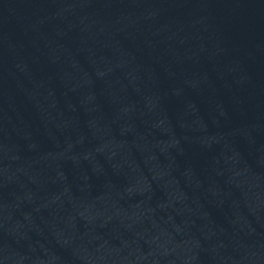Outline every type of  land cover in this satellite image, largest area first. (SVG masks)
Listing matches in <instances>:
<instances>
[{
    "label": "water",
    "instance_id": "water-1",
    "mask_svg": "<svg viewBox=\"0 0 264 264\" xmlns=\"http://www.w3.org/2000/svg\"><path fill=\"white\" fill-rule=\"evenodd\" d=\"M0 264H264V0H0Z\"/></svg>",
    "mask_w": 264,
    "mask_h": 264
}]
</instances>
